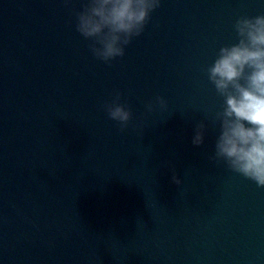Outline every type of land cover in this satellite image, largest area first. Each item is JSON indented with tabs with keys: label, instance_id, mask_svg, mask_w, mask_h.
<instances>
[{
	"label": "water",
	"instance_id": "water-1",
	"mask_svg": "<svg viewBox=\"0 0 264 264\" xmlns=\"http://www.w3.org/2000/svg\"><path fill=\"white\" fill-rule=\"evenodd\" d=\"M85 2L0 0V264H264V187L209 159L204 72L264 0H160L107 64L75 29Z\"/></svg>",
	"mask_w": 264,
	"mask_h": 264
},
{
	"label": "clouds",
	"instance_id": "clouds-1",
	"mask_svg": "<svg viewBox=\"0 0 264 264\" xmlns=\"http://www.w3.org/2000/svg\"><path fill=\"white\" fill-rule=\"evenodd\" d=\"M160 0H86L76 12L75 29L90 41L89 51L103 63L123 57L124 49L140 36L150 14ZM237 42L219 48L212 64L204 69L208 82L223 104L215 113L218 136L209 159L223 162L233 173L264 187V14L241 17L233 24ZM164 109L166 101L157 96L146 105ZM108 118L123 132L131 111L115 92L111 102L103 105ZM205 124L197 123L192 144H203ZM173 183L181 181L172 176Z\"/></svg>",
	"mask_w": 264,
	"mask_h": 264
}]
</instances>
